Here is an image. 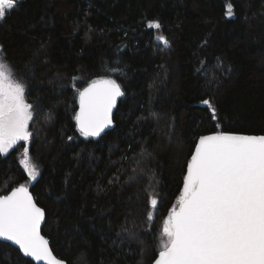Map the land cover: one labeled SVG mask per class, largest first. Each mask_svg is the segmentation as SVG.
Segmentation results:
<instances>
[{
    "label": "trees",
    "instance_id": "trees-1",
    "mask_svg": "<svg viewBox=\"0 0 264 264\" xmlns=\"http://www.w3.org/2000/svg\"><path fill=\"white\" fill-rule=\"evenodd\" d=\"M0 46L33 105L28 143L0 154V195L28 184L68 264H153L197 140L264 135V0H19ZM101 78L124 91L116 125L85 137L77 90ZM0 264L35 263L0 240Z\"/></svg>",
    "mask_w": 264,
    "mask_h": 264
},
{
    "label": "snow or ice",
    "instance_id": "snow-or-ice-1",
    "mask_svg": "<svg viewBox=\"0 0 264 264\" xmlns=\"http://www.w3.org/2000/svg\"><path fill=\"white\" fill-rule=\"evenodd\" d=\"M18 4L19 0H0V21ZM225 13L233 15L230 4ZM146 27L159 30L161 24L153 19ZM158 39L168 44L166 38ZM14 71L0 56V154L4 155L32 135L33 105L26 101L25 85L14 78ZM77 94L79 132L85 137L100 136L112 124L117 98L124 95L121 85L115 79L94 80ZM203 103L215 120V107L208 100ZM21 163L27 176L36 180L37 167L27 147ZM157 202L152 195L147 219L153 218ZM44 218V210L26 186L0 195V238L37 262L65 264L41 235ZM161 231L155 264H264V135L217 131L200 137L187 164L182 195Z\"/></svg>",
    "mask_w": 264,
    "mask_h": 264
},
{
    "label": "water",
    "instance_id": "water-1",
    "mask_svg": "<svg viewBox=\"0 0 264 264\" xmlns=\"http://www.w3.org/2000/svg\"><path fill=\"white\" fill-rule=\"evenodd\" d=\"M101 79H104V78H101ZM97 80H100V79H97ZM90 83H91V82H90ZM90 83H89V84H90ZM89 84H87L85 87H83V88L81 89V91H82L84 88H86ZM121 89H122V87H121ZM122 91H123V89H122ZM123 92H124V91H123ZM122 97H123V96L117 98L116 106H115V107L113 108V110H112V124L109 125L108 127H106V128L104 129V131L100 134V136H102V135L105 134L107 131H109V130H111V129H113V128L115 127L116 123H115V120H114V116H115V112H116V110H117V107H118V105H119V103H120ZM79 111H80V102H78L77 115L79 114ZM76 121H77V120H76ZM77 126H78V122H77ZM78 129H79V126H78ZM208 135H209V134H208ZM241 135H244V134H241ZM204 136H205V135H204ZM197 142H198V140H197ZM197 142H196V144H197ZM196 144H195V146H196ZM195 146H194V149H195ZM194 149H193L191 155L193 154ZM190 158H191V156H190ZM189 162H190V159H189L188 163H189ZM185 176H186V174H185ZM184 179H185V178H184ZM19 186H20V185H19ZM19 186H17V187H19ZM24 186H25V185H24ZM17 187L13 188L12 190H10V191H9L7 194H5V195L10 194L11 191L15 190ZM26 187L28 188L29 192L31 193V195H32L33 199L35 200L37 206L43 209V207H41V206L37 203L34 194H33L32 191L30 190V187H29V186H26ZM43 210H44V209H43ZM44 212H45V210H44ZM45 220H46V213H45L44 221H43L42 224H41V235H43V236L49 241V239H48V238L43 234V232H42V227H43V225H44V223H45ZM0 240L5 241V242H7V243H10L11 245H13L14 247H16V248L18 249V246L15 245L13 242L3 240L2 238H0ZM49 246H50V249L52 250L53 254H54L57 258H59V259H61L62 261H64L65 264H68L64 259L58 257V256L55 254V252L53 251V249H52V247H51L50 241H49ZM20 252H21V254H22L23 256H25V255L22 253V251H20ZM25 257L31 259L35 264H46V262H44V261L37 262V261H35L34 258H32V257H28V256H25ZM158 258H159V253L157 254V256H156V258H155L153 264H155V261H156Z\"/></svg>",
    "mask_w": 264,
    "mask_h": 264
},
{
    "label": "rangeland",
    "instance_id": "rangeland-1",
    "mask_svg": "<svg viewBox=\"0 0 264 264\" xmlns=\"http://www.w3.org/2000/svg\"><path fill=\"white\" fill-rule=\"evenodd\" d=\"M0 56H2L1 55V51H0ZM14 78L15 79H18V80H20L19 78H17L15 75H14ZM21 82H23L22 80H20ZM24 83V82H23ZM25 85V84H24ZM25 98H26V101L28 102V103H30L29 102V100L27 99V96H26V92H25ZM31 104V103H30ZM32 113H33V111H32ZM29 125H30V122H29ZM21 142H23V141H21ZM26 143H28V142H26ZM15 148V146L9 151V153L13 150ZM9 153H7V154H9ZM6 154V155H7ZM4 155V154H3ZM22 159H23V153L21 154V157H20V163H21V161H22ZM32 162V161H31ZM33 163V162H32ZM34 164V163H33ZM21 165H22V163H21ZM23 166V165H22ZM24 168V167H23ZM26 170V169H25ZM37 171H38V174H39V170L37 169ZM38 176V175H37ZM29 179H30V181H32V179L29 177ZM25 186H28V184H26ZM178 202V201H177ZM177 205V203L175 204V206Z\"/></svg>",
    "mask_w": 264,
    "mask_h": 264
}]
</instances>
